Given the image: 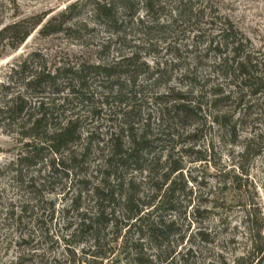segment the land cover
<instances>
[{
  "label": "rangeland",
  "instance_id": "rangeland-1",
  "mask_svg": "<svg viewBox=\"0 0 264 264\" xmlns=\"http://www.w3.org/2000/svg\"><path fill=\"white\" fill-rule=\"evenodd\" d=\"M73 1L0 0V20L45 13L46 22ZM81 4L65 31L43 35L39 26L16 49L6 46L0 52V104L21 92L32 107L39 105L41 96L28 95L22 81L11 78V69L27 58L30 71L81 62L116 66L109 81L91 73L85 93L91 102L75 100L53 121L80 117L81 140L65 149L81 154L89 147L77 167L71 168L64 151L66 169L51 173L48 165L60 155L46 150L43 163L16 174L10 163L28 139L20 135L26 129L0 125V264H65L72 257L67 247L76 258L86 255V264H99L102 258L96 253L85 254L93 250L90 236L73 231L79 213H95L91 192L106 174V141L116 133L127 147L129 126L137 133L145 130L152 141L144 165L152 163L154 174L148 178L132 165L119 172L121 178L134 179L146 201L174 163L182 169L172 179L182 176L187 184L175 194L177 210L164 212L177 222L178 231L160 247L142 240L143 259L150 264H264V0H199L201 11L190 22L161 26L167 22L165 10L155 18L159 24L146 31L139 26L144 12L132 20L119 8L120 34L94 21L88 0ZM224 32L251 55L252 81L245 82L231 61L218 57L215 47L223 43ZM117 80L122 94L108 96L111 88L117 89ZM253 84H261L256 95ZM67 95L64 90L59 97ZM178 95L197 107L195 115L174 114L170 107ZM43 97L48 101L57 95L47 91ZM249 146L260 154L243 157ZM115 207L117 215L125 213L119 204ZM126 229L118 240L113 229L102 231L101 251L114 252L101 264L134 261L132 243L138 234L132 231L125 245Z\"/></svg>",
  "mask_w": 264,
  "mask_h": 264
},
{
  "label": "trees",
  "instance_id": "trees-1",
  "mask_svg": "<svg viewBox=\"0 0 264 264\" xmlns=\"http://www.w3.org/2000/svg\"><path fill=\"white\" fill-rule=\"evenodd\" d=\"M88 1L94 21L97 24L112 29L115 34H120L121 29V25L119 24L120 18L118 17L119 8L132 20L140 11L144 12L146 19H139V26L145 31L146 29L150 30L151 26L156 23L159 24L155 18H157L156 16L160 12L162 13L165 10L168 11V16H166L167 22L161 25L165 27L173 26L184 21L190 22L201 11L200 5H196V2L199 0ZM201 1L208 2L209 0ZM80 5H82L81 0L73 1L63 11L46 22H44L47 17L45 13L22 19L19 18L9 22L0 20V52L6 46L16 49L39 26H41L40 32L43 35L65 31L68 24L76 17ZM207 6L208 3L205 5V8ZM230 36H232L230 32H224L225 38L222 41L223 43H218L215 49L220 52L218 57L223 63L231 61L232 64L230 67L232 70L235 73L238 72L241 77L244 76V81L246 82V80L253 78L249 71L252 57L249 53L241 51V43L239 41H228ZM220 46H222V49ZM128 60H131V58ZM28 61L29 59L27 58L23 62H20L17 68H12L11 78L15 79L17 77L18 80L22 81L28 95L30 92H33L36 96H41L40 98L42 99L38 102L39 105L32 107L30 99H28L25 93L21 92L12 95L10 98L4 100V103L0 104V125L3 127L13 124L19 125L18 127L26 129L20 133L22 139L28 138L23 143L18 157L10 163L11 168L16 174H20L22 173V168L25 166L34 167L39 163H43L48 158V155L44 154L46 150H49L50 153H54L55 155H60L58 162L56 159H53L50 165H48L51 173H57L60 168L66 169L67 166L63 159L64 151L68 154L65 158L71 163V168L77 167L88 156L89 147L81 154H77L76 151L71 149L68 151L65 149L77 140H81V136L79 135L80 117L77 116L74 118V116H70L64 123H53V121L56 120L55 122H57L60 117L59 115H62L68 110L67 105L74 103L75 100L82 104L86 101L91 102V98L85 94L87 78L91 73L109 81L115 78L116 66L81 62L77 65H59L47 72L42 68L37 71H30ZM250 80L252 81V79ZM114 84L118 90L111 88L108 96H113L112 94L114 92L116 96L122 94V87L119 86L121 85L119 80L116 83L114 81ZM260 86L261 84H253V88H251L252 94H258L260 92ZM6 89L8 90L9 87ZM64 90L68 92L67 97H59ZM47 91L57 95V98H51L45 101L43 95ZM133 92L134 90L132 89L131 93ZM132 98H136V95ZM159 98L161 99V96ZM175 101L176 103L170 107L174 114L182 112L184 118L195 115V109L197 107H194L192 103L186 101L183 95H178ZM93 111L97 113V111ZM167 112L169 114L172 113L170 111ZM134 130V127H128L130 143L127 147L121 141L119 134L111 133L109 139L106 141L108 153L104 157L106 163V166H104L105 177L91 192L95 198V213L89 214L87 211H83L77 215L78 223L73 231L74 235L90 236L92 239L91 248L93 250L85 251V254L89 252L96 253L97 256L102 258L99 264L102 263L103 259L107 258L109 253L111 256L112 252H114L111 248H108L106 251H101L103 246L101 244V233L106 228L114 230L116 233L114 240H118L121 236L122 228H127L125 245L129 243L132 231H136L138 234V239L132 243V249L135 250L133 253L135 256L134 261L126 258L124 264H150L151 261L149 259H143L142 257L143 252L140 248L142 240H148L155 243L157 247H160L168 242L171 236L178 231L177 222L171 219L168 220L164 216V212L177 210L175 206V194L178 190L184 191L187 187L185 182L182 184V180H184L182 176L172 179L173 174L179 171L181 173L182 168L179 164L174 163L171 169L165 173L162 186L156 188L155 193L148 201L141 198L140 185H137L134 179L125 181L119 175V172L123 168L132 165H136V169L140 171H146L148 178H151L154 174L152 163H150L151 165H144L147 160L144 156L150 154L144 152L149 150L152 141L148 139L145 130L140 133ZM259 154V149H253L249 146L245 149L242 156L253 158ZM241 173L247 174V171L242 169ZM164 186L165 189H163ZM119 189H123L125 192L118 193ZM116 204L123 207L125 213L122 216L116 214ZM72 205L75 209L79 210V207L74 203L73 199ZM195 212H198V210H195ZM67 248L72 257H69V261L65 264H86V260H83V257H86V255L76 258L75 253L70 247Z\"/></svg>",
  "mask_w": 264,
  "mask_h": 264
}]
</instances>
